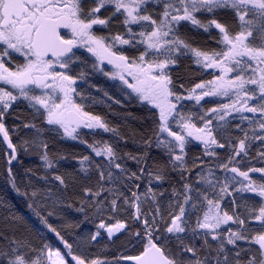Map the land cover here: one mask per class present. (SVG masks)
<instances>
[{
  "label": "snow or ice",
  "instance_id": "6c2138e0",
  "mask_svg": "<svg viewBox=\"0 0 264 264\" xmlns=\"http://www.w3.org/2000/svg\"><path fill=\"white\" fill-rule=\"evenodd\" d=\"M0 193V264H264V0H0Z\"/></svg>",
  "mask_w": 264,
  "mask_h": 264
},
{
  "label": "trees",
  "instance_id": "16d2710c",
  "mask_svg": "<svg viewBox=\"0 0 264 264\" xmlns=\"http://www.w3.org/2000/svg\"><path fill=\"white\" fill-rule=\"evenodd\" d=\"M129 111H132V112L135 114V108H134V107L129 108ZM130 123H131V122H130ZM0 195H3V193H0ZM8 198L11 199V194L9 195ZM13 202H15V201H13Z\"/></svg>",
  "mask_w": 264,
  "mask_h": 264
}]
</instances>
